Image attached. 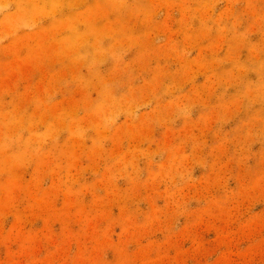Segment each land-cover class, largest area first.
I'll return each mask as SVG.
<instances>
[{
    "label": "rangeland",
    "instance_id": "374dc122",
    "mask_svg": "<svg viewBox=\"0 0 264 264\" xmlns=\"http://www.w3.org/2000/svg\"><path fill=\"white\" fill-rule=\"evenodd\" d=\"M0 264H264V0H0Z\"/></svg>",
    "mask_w": 264,
    "mask_h": 264
}]
</instances>
